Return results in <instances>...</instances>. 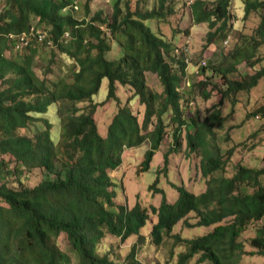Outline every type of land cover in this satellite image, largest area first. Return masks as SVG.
<instances>
[{"label":"trees","instance_id":"obj_1","mask_svg":"<svg viewBox=\"0 0 264 264\" xmlns=\"http://www.w3.org/2000/svg\"><path fill=\"white\" fill-rule=\"evenodd\" d=\"M88 1L0 0V153L9 154L13 161L10 167L9 160L0 158V198L6 204L0 205V264H72L71 256L75 264H114L107 250H98L100 241L107 234L120 242L132 235L140 238V229L151 223L152 215L148 233L156 245L165 236L185 245L175 264H186L196 254L198 263H239L247 252L238 240L240 233L264 216V167L236 162L233 172L224 175L233 149L220 152L215 130L222 128L227 116L222 113L223 100L229 98L235 104L237 92L249 91L264 78V65L253 73L231 77L239 63L253 67L260 61L255 52L264 42V16L240 47L235 45L224 54L226 62L213 71L220 76L217 81H213L214 75L205 77L200 72L205 79H197L191 88L205 99L216 90L218 99L203 118L196 119L190 112L191 92L180 91L185 62L172 52L171 42L158 25L170 23V18L179 14L176 2L155 0L148 7L149 0H112L109 13L102 9L91 13ZM230 5L231 0H193L189 4L193 21L207 23L206 44L226 38ZM78 8L84 13L81 17L72 13ZM244 10L245 15L251 10L264 12V0H244ZM147 19L155 20L156 31L145 23ZM34 29L40 30L36 35H41L42 43L72 61L66 72L53 79L38 76L34 70L37 48L30 44L32 39L19 47L23 51L13 52L17 42L9 35L23 31L28 35ZM114 46L117 56L108 58L106 53ZM148 71L157 76L160 92L147 84ZM103 78L107 80L106 99L116 98L118 84L133 90V96L144 105L141 122L128 101H117L106 133H99L94 113L100 102L92 96ZM80 103L84 105L78 106ZM52 106L59 120L57 140L52 138L51 122L35 115ZM166 113L175 126L162 168L166 169L169 153L179 149L184 129L187 149L201 151L204 190L193 193L173 183L177 196L170 202L155 186V179L149 190L161 193L158 205L148 209L138 201L131 207L114 203L109 171L121 164L124 148L145 140L150 144L139 171L149 169L165 133ZM258 113L264 116V97L253 114ZM35 120H42L43 125L37 127ZM149 125L152 128L147 130ZM24 128L31 133L21 132ZM33 168L43 172L42 178L33 186L24 185L21 175ZM11 175L18 182L16 187L4 182ZM190 213L194 221L189 220ZM180 221L188 228H211L190 238L171 234ZM61 233L64 249L56 241ZM249 244L255 248L249 252L264 256V224ZM135 249L133 244L125 264H143L133 259Z\"/></svg>","mask_w":264,"mask_h":264},{"label":"rangeland","instance_id":"obj_2","mask_svg":"<svg viewBox=\"0 0 264 264\" xmlns=\"http://www.w3.org/2000/svg\"><path fill=\"white\" fill-rule=\"evenodd\" d=\"M135 0H131L133 3ZM155 0H149L147 6L151 7ZM193 0H174L179 7V14L170 18V23L159 22V30L164 34L165 38L171 42L170 47L173 49L175 46H181L185 42L188 43V49L191 55V62L195 64L200 59L206 61L204 70L205 77L208 75H214L213 81H217L220 76L217 75L219 71L217 68L222 67L224 60V54L233 47H240L242 43L254 33L255 28L264 16V12L260 10H251L245 15L244 0H231L229 7L231 13V19L228 21L229 26L226 29L229 40L224 43V39L217 38L215 42L206 44V33L209 30L206 22L195 23L192 19L189 4ZM112 0H89L88 5L91 13L97 9H102L105 13L111 11ZM75 9V8H74ZM75 16L81 17L84 13L78 9L73 11ZM153 31L157 29V23L153 19L145 20ZM213 30V28L211 29ZM37 48V54L34 60V70L40 77H46L53 79L63 72H66L71 67L72 61L64 54L54 52L52 47L44 43H32ZM206 44V45H205ZM118 53L117 47L114 46L111 52H107L108 58L116 57ZM179 57V54L176 55ZM255 57H261L253 67H250L245 62L239 63L236 67V72L231 75L232 78L238 75L253 73L256 69L264 65V42L261 44L256 52ZM192 64L187 65V73L191 72ZM48 76V77H47ZM191 86L189 91L191 92L192 103H190L191 115L196 119L203 118L207 109L211 107L218 99V93L216 90H212L209 98H203L196 88H191L196 83L197 78L190 74ZM147 84L154 90L160 92L162 87L159 84V80L154 73H145ZM210 87V86H208ZM188 91V90H187ZM186 93V91H185ZM107 94V80L103 78L100 88L96 94L92 96V100L100 102L94 113V118L97 123L98 131L101 135L106 133L107 124L109 123L112 115L115 113L117 107V101L121 104H125L127 101L137 116L139 122L142 121L144 113V105L138 102L136 96H133V90L122 84L117 85L116 98L106 99ZM236 103L231 104L229 98L224 99L222 105L223 115H227L223 123L222 128L215 130L216 138L215 142L220 147V152H225L226 149L232 148V154L225 165L223 174L230 175L234 170V164L239 162L248 167H264V116L258 113V118L255 116V109L262 104L264 97V78H261L258 83L252 87L249 91H239L235 94ZM85 103V102H84ZM84 103H80L78 106H83ZM40 117H45L51 122V135L54 140H57L59 133V120L55 113L54 107H49L44 114H35ZM169 113L163 115L166 127L163 139L158 147V150L152 156V160L149 164V169L146 171L140 170V162L143 159L145 150L149 147V141L145 140L138 146L124 148L121 154V164L112 171H109V176L114 183V203L124 204L127 207H131L135 201H138L141 206L149 209L150 205H158L161 199V193H156L153 190H149V185L157 179L156 187L161 188L164 191L166 199L170 202L174 201L177 196V191L173 187V183L186 187L193 193H199L205 188V178L200 172V159L201 151H189L186 147L184 129L180 135V145L177 151L170 152L168 155V164L163 170V153L167 151L172 142L173 123L170 122ZM154 120V119H152ZM35 125L40 127L43 125L42 120H35ZM34 126H31L29 130H32ZM152 125H149L147 130L151 129ZM25 128L21 129V132L31 133ZM0 158L9 160V166L13 165V161L9 154H1ZM11 163V164H10ZM215 175L219 174L217 171ZM43 176V172L38 168H33L30 171H24L20 179L24 185L33 186ZM262 183H264V176L261 177ZM4 182L10 187H16L18 182L13 175L8 178H4ZM112 188V187H111ZM0 205L6 206L5 202L0 198ZM190 221H194L193 213L188 215ZM151 223L154 222V215L150 217ZM151 223L148 222L144 227L140 229V238H136V235H132L124 242H120L117 237L107 234L99 245L98 250H107L113 258L114 264L127 263V253L135 244V253H133V259H137L143 264H175L178 258L179 251H184L185 245H182V241L175 242L172 237L165 236L162 243L156 245L151 236L149 230ZM264 224V216L256 222H251L247 228L240 233L238 240L243 243V249L246 250L242 254L239 263L237 264H264V256L251 253L253 248L249 244V239L256 233V229ZM210 227H185L182 222H178L174 225L171 234L178 233L181 237H194L203 234ZM56 241L64 249L65 236L63 233L56 237ZM178 244V245H176ZM176 245V246H175ZM199 254L194 255L186 264H211L209 261L197 262ZM72 259V264L76 261Z\"/></svg>","mask_w":264,"mask_h":264},{"label":"clouds","instance_id":"obj_3","mask_svg":"<svg viewBox=\"0 0 264 264\" xmlns=\"http://www.w3.org/2000/svg\"><path fill=\"white\" fill-rule=\"evenodd\" d=\"M30 28H34L33 26H30ZM36 31H40L39 29H37V30H32V31H30L29 32V34L27 35V33L25 32V31H23V32H20V33H16V34H10L9 35V37H11V38H14L15 39V43L16 42H20V39H24L25 41H26V39H32L31 41H34V42H37V43H42V39L40 38V36L41 35H36ZM229 36L230 35H227L226 36V38L224 39V40H229ZM228 42V41H227ZM33 42H31L30 44H32ZM186 44H187V46H188V43L187 42H185ZM182 46V45H181ZM181 46H179V47H181ZM175 47H178V46H175ZM175 47H173V49H175ZM189 47V46H188ZM13 52H18V53H20L21 51H23V50H20V49H18L17 48V45L16 44H14V46H13ZM175 55H177V54H179V57L183 60V58H182V54L181 53H175L174 52V50L172 51ZM188 53H189V56H190V59H191V55H190V51L188 50ZM200 60H204V59H200ZM200 60H198V62L200 61ZM184 61V60H183ZM198 62H196L195 64H193L192 62H190V63H185V74L182 76V78H181V80H180V91H185L186 89H189V87L191 86V81H190V86L189 87H185V89H183V88H181V84H182V79H183V77L185 76V75H188L189 76V73L190 74H193V67H194V65H196ZM188 64H192L193 66H192V68H191V72H189V73H187V65ZM205 66V65H204ZM204 66H202L201 68H200V71L199 72H201V70L204 68ZM199 76H201L200 74H199ZM204 78V77H203ZM189 79H190V76H189ZM198 79H199V77H198ZM202 79V78H201ZM203 80V79H202ZM192 101H190L189 102V104L191 103ZM256 117L258 118L259 116L258 115H256Z\"/></svg>","mask_w":264,"mask_h":264},{"label":"built area","instance_id":"obj_4","mask_svg":"<svg viewBox=\"0 0 264 264\" xmlns=\"http://www.w3.org/2000/svg\"><path fill=\"white\" fill-rule=\"evenodd\" d=\"M227 39L224 40L223 42L224 43H227ZM188 46L186 43L182 44L181 47H175L174 49V52L175 53H181L182 54V58L184 60L185 63H190L191 59H190V56H189V53H188ZM206 64V61L205 60H200L196 65H194L193 67V75L198 79L199 78H202L203 80L205 78L203 77H200L199 74H200V68L202 66H204ZM190 86V79H189V76L188 75H185L182 79V84H181V88L185 89V87H189Z\"/></svg>","mask_w":264,"mask_h":264},{"label":"bare ground","instance_id":"obj_5","mask_svg":"<svg viewBox=\"0 0 264 264\" xmlns=\"http://www.w3.org/2000/svg\"><path fill=\"white\" fill-rule=\"evenodd\" d=\"M27 41H25L24 39H20V42H17V48L19 49V47H21V45H26Z\"/></svg>","mask_w":264,"mask_h":264}]
</instances>
